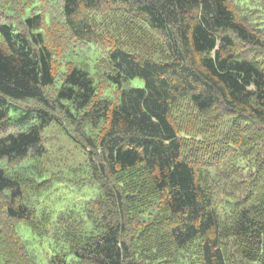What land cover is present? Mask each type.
Segmentation results:
<instances>
[{
    "label": "trees",
    "instance_id": "1",
    "mask_svg": "<svg viewBox=\"0 0 264 264\" xmlns=\"http://www.w3.org/2000/svg\"><path fill=\"white\" fill-rule=\"evenodd\" d=\"M231 4V0H63L69 37L107 45L106 76L121 94L115 103L98 97L92 76L77 65L63 73L50 102L46 88L55 85L56 54L45 39L46 18L36 13L18 27L0 22V195H4L0 203L6 204L11 217L30 218L23 185L10 166L43 157L42 134L60 116L79 133L80 143L94 150L92 163L100 153L97 164L114 185L110 190L102 185V196L92 200L98 206L105 198L113 212L99 210L89 221L91 227L75 228V233L81 231L77 247L60 242L53 229L49 264H228L222 214L195 165L184 156L174 118L176 108L187 101L210 125L228 122L231 116L264 124V67L235 51V38L257 43L264 39V29L261 36L250 33ZM110 10L117 16H135L141 31L157 36L170 59L140 58L111 43L97 26L99 16ZM137 80L140 83L131 84ZM20 102L36 106L15 104ZM9 126L13 130L4 132ZM98 165L90 166L92 174ZM43 182L47 181L38 183ZM121 211L124 219L117 216ZM240 215L235 227L239 231L234 232L244 238L240 241L246 257L257 264L264 254V206L254 204ZM68 217L62 216L74 224L76 216ZM127 218L141 225L132 242L125 239ZM144 233L155 245L146 248L139 241ZM18 242L0 236V264L19 263L12 259L18 257Z\"/></svg>",
    "mask_w": 264,
    "mask_h": 264
},
{
    "label": "rangeland",
    "instance_id": "2",
    "mask_svg": "<svg viewBox=\"0 0 264 264\" xmlns=\"http://www.w3.org/2000/svg\"><path fill=\"white\" fill-rule=\"evenodd\" d=\"M62 2L63 0H8L6 3V0H0V22L12 23L18 27L17 24L22 19L26 20L36 13L46 18L45 39L56 54L55 85L46 88L50 102L53 103L63 73L71 65L83 67L90 73L97 86L98 97H109L114 103L117 102L120 91L109 81L105 72L107 45L100 46L93 42L85 44L69 37L70 34L64 29ZM236 2L237 6L231 0L237 20L250 33L261 36L264 29V0ZM105 13L106 16H99L97 26L109 35L111 43L128 48L140 58L162 61L170 59L157 36L146 29L144 33L141 31L139 26L142 24H139L141 22L135 16H117L112 10ZM235 42V51L241 57L254 60L264 67V39L257 43H245L235 38ZM137 83L140 81L131 82L134 86ZM15 104L32 108L36 106L33 102ZM181 104L175 110L174 119L182 137L184 156L195 165L203 184L213 194L220 209L225 229L222 236L226 260L228 264H256L246 257L244 244L240 241L244 238L234 231H239L235 227L239 226L242 211L250 209L254 204L264 206V124L231 116L228 122L225 120L219 125H210L187 101ZM60 117L59 121L50 123L42 134L46 148L43 157L28 158L19 165L10 166L11 174L22 183L26 195L24 200L32 210L30 218L18 220L7 213L6 204L0 203V236L11 238L15 243L18 242L16 238H22L25 243L17 244L18 257H12L15 261L19 259L16 264H49L53 254L52 235L56 231L62 239L60 242L75 247L78 243L77 236L81 232L76 230L75 233V228L86 230L91 227L89 221L99 210L108 209L109 214L113 212L110 202L104 203L105 198L102 203L98 202V206L97 202L92 201L102 196V185L108 190L114 186L112 181L103 177L104 173L99 168L100 153H97L92 163L94 150L81 144L83 139L79 133L76 134L73 127ZM8 130L13 128L9 126L4 132ZM70 133L75 138H71ZM232 137L235 139L232 140ZM97 165L95 174H92L90 166ZM43 180L47 181L46 184L38 183ZM122 213H117L120 219L125 217V214L121 216ZM68 214L69 217L72 214L76 216L74 224L69 219L62 218ZM88 215L90 217L87 219ZM79 220L83 223L81 227ZM125 221V239L126 242H132L139 234L141 225L134 219L127 218ZM31 228L44 237H36ZM148 236V233H144L138 237L146 248L155 245L151 239H146ZM12 245L14 246L13 243ZM257 264H264V254L262 261Z\"/></svg>",
    "mask_w": 264,
    "mask_h": 264
}]
</instances>
